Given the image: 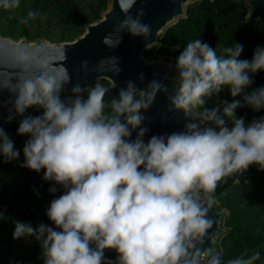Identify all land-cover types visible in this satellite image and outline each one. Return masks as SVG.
Segmentation results:
<instances>
[{"label":"clouds","instance_id":"1","mask_svg":"<svg viewBox=\"0 0 264 264\" xmlns=\"http://www.w3.org/2000/svg\"><path fill=\"white\" fill-rule=\"evenodd\" d=\"M117 4L124 17L103 43L115 47L122 33L147 38L143 8L137 7L135 15L130 11L136 0ZM19 6L20 0H0V9ZM37 15L28 10L19 23L27 26ZM242 50L235 42L218 52L191 39L170 62L174 94L157 79L143 88L128 80L106 101L108 89L99 82L76 84L61 96L70 80L63 65L53 73L39 47L6 46L3 54L18 71L14 84H0L15 93L5 122L22 116L16 131L28 136L20 167L43 169L41 178L53 182L48 191L61 193L45 209L51 226L14 221L13 239L34 237L42 264H254L259 251L224 262L222 250H201L215 222L209 212L218 183L233 176L239 184L253 164L264 170V115L247 122L235 115L241 107L264 110V85L245 91L254 83L252 76L264 71V44L254 47L250 59L239 58ZM105 59L110 70L120 71L115 57L98 63ZM80 66L87 70L88 61ZM137 78L143 81V73ZM225 88L233 99L205 106ZM160 92L169 110L182 113L186 123L181 131L145 140L144 113ZM33 106L39 114L24 116ZM0 155L6 162L20 155L3 128ZM105 250L115 257L107 258Z\"/></svg>","mask_w":264,"mask_h":264},{"label":"trees","instance_id":"2","mask_svg":"<svg viewBox=\"0 0 264 264\" xmlns=\"http://www.w3.org/2000/svg\"><path fill=\"white\" fill-rule=\"evenodd\" d=\"M107 5L108 0H20L17 9H0V36L15 41L22 37L29 41L42 38L52 43L72 41L84 32L87 24L101 18ZM28 10L38 15L26 26L19 23V17L25 16ZM248 12L247 0H195L186 5L183 16L159 33L156 43L144 50L143 56L174 61L187 41L201 39L218 52L220 47L238 42L243 46L239 58L250 59L254 47L264 44V32L257 30L256 22L245 21ZM252 79L254 83L245 91L264 85V71H258ZM99 83L107 86L104 80ZM217 99L230 101L233 97L225 88L218 97L209 99L205 106L212 107ZM39 112L33 106L23 115L35 116ZM235 115L237 118L243 116L247 122L264 115V110L253 112L241 107L235 110ZM15 117L12 124L0 123V128L13 141L14 148L20 150L16 160L6 162L0 155V259L10 254L17 242L30 237L13 239L14 221L30 223L34 228L41 222L51 226L45 209L54 196L61 194L48 191L53 182L41 178L43 169L37 173L20 167L22 147L28 136L17 134L16 129L23 117ZM233 179L229 176L219 182L214 194V204L223 211L220 218L223 232L217 237L214 251L222 250L224 262L241 254L251 255L259 251L260 258L254 264H264V170H258L253 164L239 176V184L233 183ZM115 255L113 250L105 252L107 258ZM21 260V264H42L37 241L30 245L28 256Z\"/></svg>","mask_w":264,"mask_h":264},{"label":"water","instance_id":"3","mask_svg":"<svg viewBox=\"0 0 264 264\" xmlns=\"http://www.w3.org/2000/svg\"><path fill=\"white\" fill-rule=\"evenodd\" d=\"M190 0H136V4L130 10L135 15L136 8L142 7L144 14L141 17L142 22L150 27L147 38L143 36H132L128 33H122L120 42L115 47L106 46L103 43V37L112 31L113 27L123 19L122 13L118 7L117 0H108L109 7L102 12L101 18L87 24L84 32L73 39L61 43H50L44 39L29 41L24 39L12 40L8 37L0 36V84L10 80L12 84L16 82L14 72L10 61L3 54V49L11 44H25L30 47H39L44 52L47 59L48 71L56 73L61 70L63 65L69 73L70 80L64 85L61 94L70 93V89L79 84L81 87L93 85L99 79L109 82L106 86L108 92L104 99L110 100L116 95L117 89L123 87L125 82L132 80L136 86L143 88L150 80L157 79L167 88L168 94H174L175 83L172 77L175 71L170 67V62L162 59H148L143 56V51L152 47L157 40L159 33L171 22L183 16V7ZM249 12L245 21H258L257 29L264 30V0H247ZM115 38V37H114ZM64 53V59L61 53ZM115 57L116 64L120 71L114 73L110 70L111 61L101 59ZM148 59V60H147ZM88 61V68H81V61ZM143 73V81L137 77ZM15 93L8 87L0 85V123H6L5 118L10 114L11 102ZM145 121L143 126L148 128L144 139L147 140L153 134H165L184 129L186 120L182 113L169 110V101L165 93L157 94L152 106L144 113ZM16 121L13 119L7 124ZM210 217L215 221L212 228L208 230L201 250H212L213 242L222 234L220 218L223 211L216 205L209 212ZM111 250H105V252Z\"/></svg>","mask_w":264,"mask_h":264},{"label":"rangeland","instance_id":"4","mask_svg":"<svg viewBox=\"0 0 264 264\" xmlns=\"http://www.w3.org/2000/svg\"><path fill=\"white\" fill-rule=\"evenodd\" d=\"M193 1H195V0H190V1H188V3H186V5L187 4H189V3H192ZM186 5H184V7H183V10L185 9V7H186ZM109 7V4L107 5V8ZM106 8V9H107ZM175 21V20H174ZM254 22H256L257 23V25H258V21L257 20H254ZM258 30V29H257ZM259 31H262V32H264V30H259ZM55 32V31H54ZM21 39H24V37H22ZM26 39V38H25ZM39 39H42V38H39ZM27 40V39H26ZM44 40H46V41H48V42H50L49 40H47V39H44ZM50 43H52V42H50ZM149 48H151V47H148L147 49H149ZM147 49H145V50H147ZM148 59H150V60H152V59H155V58H148ZM147 59V60H148ZM101 80H104V79H99L97 82H99V81H101ZM104 81H106L107 82V86L109 85V82L107 81V80H104ZM106 87V86H105ZM70 93H66V94H61V96H67V95H69ZM2 123V122H1ZM222 230H223V228H222ZM216 240H217V238L215 239V241L213 242V248H212V250L214 251L215 250V243H216ZM34 241H36L35 240V238L34 237H32V236H30V237H27V238H25L24 240H22V241H20V242H17L16 243V248L15 249H13V251H11L10 252V254H8V255H3L2 257H1V259H0V264H21V259L22 258H25L26 256H28V254H29V252H30V245L34 242ZM19 243V244H18ZM112 251V250H111ZM109 252V251H108Z\"/></svg>","mask_w":264,"mask_h":264}]
</instances>
